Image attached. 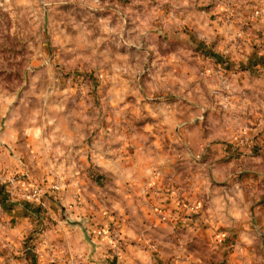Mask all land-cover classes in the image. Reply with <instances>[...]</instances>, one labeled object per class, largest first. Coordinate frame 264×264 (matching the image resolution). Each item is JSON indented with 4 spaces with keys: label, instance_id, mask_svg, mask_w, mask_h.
<instances>
[{
    "label": "clouds",
    "instance_id": "9594fccd",
    "mask_svg": "<svg viewBox=\"0 0 264 264\" xmlns=\"http://www.w3.org/2000/svg\"><path fill=\"white\" fill-rule=\"evenodd\" d=\"M260 201L264 0H0V264H264Z\"/></svg>",
    "mask_w": 264,
    "mask_h": 264
},
{
    "label": "crops",
    "instance_id": "0c3cea01",
    "mask_svg": "<svg viewBox=\"0 0 264 264\" xmlns=\"http://www.w3.org/2000/svg\"><path fill=\"white\" fill-rule=\"evenodd\" d=\"M26 178H24V182L25 184H27V181L25 180ZM260 203L264 204V201H260ZM55 210V209H54ZM261 211H264L262 210L261 208H257L256 209V212H261ZM7 223L15 226V219L14 218H11V216L9 215V218L7 219L6 221ZM73 222H79L78 220H74ZM3 223H5V220L3 218H0V225H2ZM111 226H109L110 228Z\"/></svg>",
    "mask_w": 264,
    "mask_h": 264
},
{
    "label": "water",
    "instance_id": "95a60500",
    "mask_svg": "<svg viewBox=\"0 0 264 264\" xmlns=\"http://www.w3.org/2000/svg\"><path fill=\"white\" fill-rule=\"evenodd\" d=\"M73 224H78V223H80V222H72Z\"/></svg>",
    "mask_w": 264,
    "mask_h": 264
},
{
    "label": "rangeland",
    "instance_id": "374dc122",
    "mask_svg": "<svg viewBox=\"0 0 264 264\" xmlns=\"http://www.w3.org/2000/svg\"><path fill=\"white\" fill-rule=\"evenodd\" d=\"M26 180V179H25ZM27 181V180H26ZM262 210H264V209H262Z\"/></svg>",
    "mask_w": 264,
    "mask_h": 264
}]
</instances>
